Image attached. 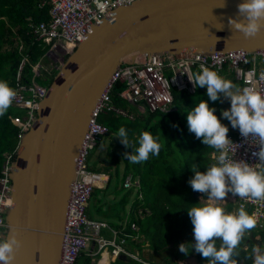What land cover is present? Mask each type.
Returning <instances> with one entry per match:
<instances>
[{"label":"water","instance_id":"water-1","mask_svg":"<svg viewBox=\"0 0 264 264\" xmlns=\"http://www.w3.org/2000/svg\"><path fill=\"white\" fill-rule=\"evenodd\" d=\"M241 2L135 0L94 24L62 60L10 164L5 238L15 228L22 241L12 264H59L76 158L92 111L115 69L142 54L259 52L264 29L245 38L229 24V17L241 18Z\"/></svg>","mask_w":264,"mask_h":264},{"label":"trees","instance_id":"trees-1","mask_svg":"<svg viewBox=\"0 0 264 264\" xmlns=\"http://www.w3.org/2000/svg\"><path fill=\"white\" fill-rule=\"evenodd\" d=\"M38 2L39 0H0V80L7 81L11 87L14 86L21 58L28 57L24 73L30 75L32 74L31 64H35L47 50V47H43L40 41L35 40L29 27L30 22L39 23L49 20V7L39 8ZM200 71L197 66L193 67L194 78ZM55 72L56 70L46 77L48 84L51 83ZM226 73L231 76L235 85L239 87L242 85V81L235 78L228 63L218 74L222 77ZM124 86L122 82L115 83L111 93L112 102L122 108L128 109V106H133L137 110L136 106L128 104L119 97L118 93ZM206 92V87H195L194 93L173 91L175 109L168 112L146 110L144 113L136 114L135 112L134 115L130 113L134 116L133 119L112 112L100 115L99 121L108 127V133L103 138H110L108 150L112 153L110 156L107 155V161L111 165H99L102 168L97 169H90L88 166L90 170L108 174L109 179L105 187L93 189L86 214L94 219L93 213H104L109 230L116 231L118 235L125 237L129 245L126 248L130 252L134 253L133 250L138 252L134 253L137 259L122 255L114 258L110 264H172L171 256L163 255L162 258L159 256L162 249L168 247V244H177L176 247L179 248V245L186 241L195 243L193 225L187 209L204 203L194 196V193L198 191H193L189 183L195 175L191 168L196 167L199 171L205 172L208 167L216 163L215 158L218 152L207 147L201 139L196 138L195 134L189 131L187 112L202 100H206L210 107H215L216 115L223 124L228 126L230 123L222 117L218 106L219 99L211 101ZM17 116L19 115H11L9 109L3 116H0V176L7 155H12L14 158L20 141V127L13 122V118ZM121 126L128 130L129 140L134 147L138 146L141 133L148 132L157 138L161 144L159 155H150L149 159L143 163H130L125 153H131L133 149L125 147L119 137L117 138L120 140L118 144L120 146L113 145V139ZM229 133H231L230 130ZM119 156L123 159L122 169ZM109 173L120 175L122 188L128 189L124 198L119 199L116 196L121 190L117 182L112 188L114 189L113 198L110 200H105L107 197L103 198V190L110 184ZM153 175H157V178L152 179ZM128 177L131 184L127 187L125 180ZM136 179L139 185L136 184ZM135 184L139 189L137 194L133 195L132 202L127 204L125 198L130 195L131 188L137 187ZM202 197L205 199L207 195L202 193ZM234 207L232 202L224 206L227 213H231ZM132 224H135V228H132ZM257 229L254 228L245 233L246 238L243 237L242 242L244 239L247 240L248 248L240 250L237 248L238 255L233 257V264L251 260L252 250L249 247V241H252L258 248H262L264 229ZM256 238L258 241L255 242ZM220 244L221 241L217 240L216 246L219 247ZM144 249H149L154 255L151 254L150 258L147 253L142 255ZM193 251L195 250L192 249ZM91 258L86 255V252H81L75 264H90ZM188 259L195 260L196 264H208V261L199 253H192Z\"/></svg>","mask_w":264,"mask_h":264},{"label":"built area","instance_id":"built-area-1","mask_svg":"<svg viewBox=\"0 0 264 264\" xmlns=\"http://www.w3.org/2000/svg\"><path fill=\"white\" fill-rule=\"evenodd\" d=\"M133 1L135 0H39V8L49 7V20L39 23L30 22L29 27L35 40L40 41L43 47H47V54H44L35 64H31L32 74L24 73V67L28 63L27 56L21 58L17 69L13 86L17 96L12 106L27 110L25 116L13 118V122L20 127V138L35 119V110L39 101L48 92V85H42L37 81L40 71L42 70L45 78L48 77L57 70L64 59V54L67 55L85 39L94 24L108 16L114 8L128 5ZM51 54L52 57L58 54L60 59L55 68L47 67L43 63L47 55ZM226 63L230 65L235 78L242 81L241 89L248 87L264 93V79H261V73H264V48L254 54L241 50L207 56L142 54L133 63L122 64L115 69L107 88L92 111V117L76 158V178L71 186L67 206L59 264H75L81 252L85 251L86 255L100 254L102 258L103 252L109 250L113 258L123 255L137 259L126 249L124 236L117 241L118 233L112 231L111 239L104 238L100 235V231L107 227V224L91 219L86 214L93 189L105 187L109 179L106 173L90 170L87 162L90 152L108 133V127L99 121V117L102 113L108 112L132 117L127 110L112 102L111 93L115 83L125 84L118 95L136 106L139 113H144L146 110L168 112L175 109L173 91L194 93L196 86L190 80L194 79L192 72L194 66L200 70L208 67L219 73ZM228 137L238 145L235 159L244 160L249 164L259 162V157L252 155L254 151L259 150V146L251 143L250 138L245 140L239 130L228 134ZM231 147L233 150L236 148L235 145ZM11 161L12 155H7L0 176V240L4 239L7 230L5 211L11 206ZM130 184L128 177L125 180V186L128 187ZM236 203L238 209L243 206L257 219V225L264 228V200L240 199L237 196ZM132 228H135V224H132Z\"/></svg>","mask_w":264,"mask_h":264},{"label":"clouds","instance_id":"clouds-1","mask_svg":"<svg viewBox=\"0 0 264 264\" xmlns=\"http://www.w3.org/2000/svg\"><path fill=\"white\" fill-rule=\"evenodd\" d=\"M238 14L241 18L229 17V24L245 38L255 37L264 29V0H243L238 5ZM261 79H264V73H261ZM190 80L196 87H206V95L211 101H217L221 96L230 98L231 106L223 110L222 117L230 121L232 128H238L245 140L250 138L251 143L259 146V150L252 153L259 157L258 163L237 160L234 157L238 145L228 137L229 128L216 115L215 107H210L208 101L202 100L187 112L189 131L207 147L215 149L218 155L216 163L205 172L196 167L191 168L195 175L189 183L193 191L205 193L208 202L187 209L195 243H181L179 250L187 255L194 249L208 264H233V257L238 255L236 250L245 233L261 227L243 206L238 209L237 203L228 199L237 209L232 214L227 213L219 202L225 201L228 193L235 202L237 196L240 199L264 200V93L248 87L241 89L208 67L202 68ZM16 96V90L7 81L0 80V116L8 111ZM116 137L125 147L133 149L131 153H125L130 163H143L150 155L158 156L160 153L161 144L148 132L141 133L136 147L129 140L128 130L124 126L119 128ZM233 145L236 146L235 150L231 147ZM217 240L221 241L219 247L216 246ZM21 246L22 241L13 228L10 236L0 240V264H12ZM252 253L253 264H264V253L258 249H253Z\"/></svg>","mask_w":264,"mask_h":264},{"label":"rangeland","instance_id":"rangeland-1","mask_svg":"<svg viewBox=\"0 0 264 264\" xmlns=\"http://www.w3.org/2000/svg\"><path fill=\"white\" fill-rule=\"evenodd\" d=\"M66 47L69 49V46L66 45ZM45 54H47V51H46ZM65 58H66V56L64 57V59ZM52 60H53L54 64H53ZM59 60L60 59H59L58 54H57V56L55 55L53 57H52V54H51V55H47V57L44 59L43 63L46 64L47 67L52 66V68H55V67H57ZM40 72H41V74H40V76H38L37 81H38V83L47 86L49 82L46 81V78L44 77V74H43L42 70ZM166 75H168L167 72H166ZM222 77L225 78V79L228 78L225 75H222ZM125 105H127V103ZM128 107H129L128 109H126L125 107H123V108L126 109L129 113H132L133 115L135 114V112H136V114L138 113V111L135 110V108L133 106H128ZM9 110L11 111V115H15L16 114V115H19V116H25L26 115V111H27L25 109H18L17 107H12V106L9 108ZM128 118L133 119L134 116H132V117L128 116ZM109 139L110 138H108V137H104L103 140L100 143H98V145L94 148V150H92L90 152V156H89V160H88V166H89L90 169H97L99 167V165H102V166H105V165H107V166L109 165L110 166L111 165L110 162L108 163V161H107V155L110 156V154L112 153L111 151L108 150V146H110ZM113 140H114L113 145L116 146V147H119L120 145L118 146V144H119L120 140L117 137H114ZM118 154H119V152H118ZM119 162L121 163L120 167L122 169V167H123V164H122L123 163V159L121 157L119 158ZM109 169H113V168H109ZM109 174H110V178H111L110 179V184H109L108 187H106V189L104 188V190H103L104 191V193H103L104 197L103 198L107 197V198H105V200H110V199L113 198V195H114L113 194L114 193L113 190L114 189H112V188L116 184L115 182L118 183L119 188L121 187L120 188L121 189L120 192L118 193V195H116L117 198H119V199L120 198H124V195L126 194L128 189L122 188L123 185L121 183L120 175L116 176L113 173H109ZM156 174H157V172H156ZM156 178H157V175H153L152 176V179H156ZM135 182H137L136 184L139 185L138 179H136ZM138 189H139L138 186L131 188L130 195L127 196V198H125V201H126L127 204L132 202V199H133L132 197H133L134 194L135 195L137 194ZM194 196H195V193H194ZM197 197L199 198L201 203H207L208 202L207 198L204 199L202 197V193H200ZM219 203L223 207L225 206L226 203H229V201L227 199V196L225 198V201H220ZM236 212H237V209H235V207H234L233 211L231 213L235 214ZM93 217H94V219L101 220L103 222H105L107 220L106 219L107 218L106 215H104V213H102V212L101 213H97V212L93 213ZM107 226L109 227V225H107ZM108 227L102 228L101 231H100V235L103 236L104 238L111 239L112 238V232H111V230H109L110 228H108ZM113 229H115V228H113ZM120 237H121L120 235H117V241H120ZM244 237L246 238V236H244ZM136 238H138V236ZM246 241L247 240H245V239L243 240V242L241 241V243H240L241 247H240V245L238 247L239 250L241 248H248V246L246 244ZM188 242L189 241H186L184 243L187 244ZM248 243H249V247L251 248V250L258 249L260 253L264 252V245L262 246V248H258L257 246H255L253 244L252 241H249ZM145 244L146 243H144V245ZM124 245L126 247L129 246L128 243H127V240H125ZM176 245L177 244H175V245L168 244V247H166L165 249H162L160 251L161 253L159 254V256L161 258L163 257V255L171 256V258L173 259L172 260V264H196L195 260H190L188 258H190L192 253L196 254L197 252H195V251L192 252V250H191L187 255H185L184 253H182L179 250L178 246L176 247ZM133 251H134V253L137 252L136 250H133ZM146 253L148 254L149 258L151 257V254H153L149 249H144L143 253H141V254L143 255V254H146ZM252 256H253V253H252ZM91 257H92L91 259H93V260H90V264H106L105 258L100 259L101 258L100 254H96V255L91 256ZM110 257H112V256L110 255ZM156 260H158V259H156ZM242 263L243 264H253V258L251 257V260H248V261L246 260L245 262H240V264H242Z\"/></svg>","mask_w":264,"mask_h":264},{"label":"crops","instance_id":"crops-1","mask_svg":"<svg viewBox=\"0 0 264 264\" xmlns=\"http://www.w3.org/2000/svg\"><path fill=\"white\" fill-rule=\"evenodd\" d=\"M224 75L228 77V78H226V79L232 81V82L235 84V82L233 81V79L231 78V76L228 75V73H226V74H224ZM241 87H242V85L240 86V88H241ZM218 106H219V109H220L221 112H223V110L229 109L230 106H231L230 98H224L223 96H221V98H220L219 101H218ZM228 128H229V130H230L231 133H235L237 130H239L238 128H235V129L232 128L231 123H229ZM231 133H229V134H231ZM99 168H102V167L99 166ZM229 194H230V193H228V195H227V199H230V201H232V202H234V204H236L234 197L231 196V195H229ZM230 197H231V198H230ZM225 206H226V204H225ZM91 247H92V246H90V248H91ZM94 248H95V246L93 247V249H94ZM105 252H106L107 264H110V262L113 260V258L110 257V253H109L108 250H105V251L103 252V254H104ZM103 256H104V255H103ZM103 256H102V258H103ZM102 258H101V259H102Z\"/></svg>","mask_w":264,"mask_h":264},{"label":"bare ground","instance_id":"bare-ground-1","mask_svg":"<svg viewBox=\"0 0 264 264\" xmlns=\"http://www.w3.org/2000/svg\"><path fill=\"white\" fill-rule=\"evenodd\" d=\"M103 255H104L103 258H105V262H106V264H107L106 252H105Z\"/></svg>","mask_w":264,"mask_h":264},{"label":"flooded vegetation","instance_id":"flooded-vegetation-1","mask_svg":"<svg viewBox=\"0 0 264 264\" xmlns=\"http://www.w3.org/2000/svg\"><path fill=\"white\" fill-rule=\"evenodd\" d=\"M65 56H66V55L64 54V56H63V57H65ZM63 57H62V58H63Z\"/></svg>","mask_w":264,"mask_h":264}]
</instances>
